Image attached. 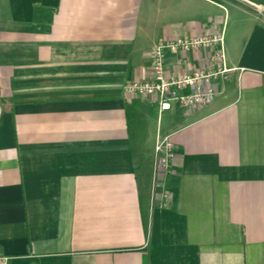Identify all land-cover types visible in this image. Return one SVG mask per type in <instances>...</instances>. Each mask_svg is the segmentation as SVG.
<instances>
[{"label":"crops","instance_id":"obj_1","mask_svg":"<svg viewBox=\"0 0 264 264\" xmlns=\"http://www.w3.org/2000/svg\"><path fill=\"white\" fill-rule=\"evenodd\" d=\"M213 35L164 51L168 74L215 73L209 104L124 95L154 45ZM138 111H156L143 176ZM0 255L264 264V0H0Z\"/></svg>","mask_w":264,"mask_h":264},{"label":"built area","instance_id":"obj_2","mask_svg":"<svg viewBox=\"0 0 264 264\" xmlns=\"http://www.w3.org/2000/svg\"><path fill=\"white\" fill-rule=\"evenodd\" d=\"M219 41L220 37H192L190 39H176L162 41L151 49L152 65L151 78L144 81H129L123 85L124 95L128 99L157 100L159 110H166L172 103L183 107L193 105L203 106L209 104L215 95V89L210 86V80L215 73L203 70L193 71L189 74H168L165 68L164 51L176 49H189L197 45H208L210 42ZM222 58V51L217 55ZM172 142L169 135L158 137L154 145L153 175H163L169 166L172 157ZM10 257L0 255V264H9Z\"/></svg>","mask_w":264,"mask_h":264},{"label":"rangeland","instance_id":"obj_3","mask_svg":"<svg viewBox=\"0 0 264 264\" xmlns=\"http://www.w3.org/2000/svg\"><path fill=\"white\" fill-rule=\"evenodd\" d=\"M136 140L138 144L141 140L144 146L139 147L136 151L140 152L142 169L139 170L140 176L151 169L152 164V144L155 140L156 133V111H138L136 120ZM140 144V143H139Z\"/></svg>","mask_w":264,"mask_h":264},{"label":"trees","instance_id":"obj_4","mask_svg":"<svg viewBox=\"0 0 264 264\" xmlns=\"http://www.w3.org/2000/svg\"><path fill=\"white\" fill-rule=\"evenodd\" d=\"M132 249H134V248H125L124 250H132ZM143 264H148V259L146 258V257H144V259H143Z\"/></svg>","mask_w":264,"mask_h":264}]
</instances>
